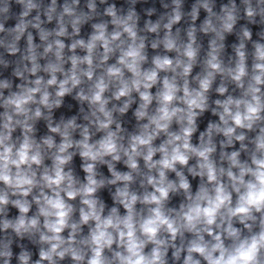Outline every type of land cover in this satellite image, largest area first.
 I'll return each mask as SVG.
<instances>
[{"label": "clouds", "instance_id": "9594fccd", "mask_svg": "<svg viewBox=\"0 0 264 264\" xmlns=\"http://www.w3.org/2000/svg\"><path fill=\"white\" fill-rule=\"evenodd\" d=\"M0 264H264V0H0Z\"/></svg>", "mask_w": 264, "mask_h": 264}]
</instances>
